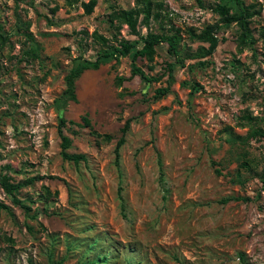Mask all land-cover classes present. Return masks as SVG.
Here are the masks:
<instances>
[{"label": "rangeland", "instance_id": "374dc122", "mask_svg": "<svg viewBox=\"0 0 264 264\" xmlns=\"http://www.w3.org/2000/svg\"><path fill=\"white\" fill-rule=\"evenodd\" d=\"M83 1L0 0L8 37L0 39V172L17 181L36 176L18 194L21 204L0 185V201L9 206L0 209V264H264V134L250 136L264 129V0H241L253 15L229 26L214 7L238 8L236 0H161L168 17L146 26L141 15L140 35L124 24L117 36L138 48L148 31L177 28L184 64L169 75L167 61L175 58L162 43L153 69L147 58L136 61L161 80L134 76L117 87L116 75L131 76L132 58L108 59L77 79L72 101L62 97L65 75L96 58L93 32L113 38L109 13L136 4L97 0L87 14ZM215 23L217 49L197 56L209 43L191 32ZM242 26L249 41L243 47ZM168 85L169 93L154 97ZM247 111L254 121L240 119ZM85 114L92 127L69 122ZM63 116L69 150L87 161L62 157ZM244 160L258 172L242 167ZM47 189L58 195L48 198Z\"/></svg>", "mask_w": 264, "mask_h": 264}, {"label": "trees", "instance_id": "16d2710c", "mask_svg": "<svg viewBox=\"0 0 264 264\" xmlns=\"http://www.w3.org/2000/svg\"><path fill=\"white\" fill-rule=\"evenodd\" d=\"M238 4V8H234L228 2H219L214 7V10L219 13L221 16V21L223 24L229 26L234 22L245 23L249 17L253 15L251 7H245L240 5L241 0H236ZM97 0H89L88 2H82V5L87 14H91L94 11L95 6L97 5ZM158 9V11H155ZM165 10L164 2L161 0H136V4L131 8H114L109 13V22L111 26L115 29L116 33L113 35V38H108L97 31L93 32L94 40L100 44V48L98 50L96 58L92 59H84L80 61L77 65L73 66L65 75V83L66 87L62 93V97L66 100L78 101L77 93H76V81L77 79L88 69H98L106 60L115 59L117 63L120 62L121 57L123 56H131L132 58V69L131 76L126 77L123 75H116L114 83L117 87H121L124 81L130 79L134 76H139L141 79L147 82L159 81L162 78L161 75H150L146 72L141 66H139L136 61L138 58H147L149 62V68H154V60L156 55L158 54V48L162 45V43H168L169 47L173 53L175 58L174 61H167V71L169 75H172L174 72L175 64L177 62L184 64V57H182L180 52V30L174 29L172 33L165 32H155L148 31V33L141 38L143 40V44L141 47L136 48V45L130 39H126L125 37L119 38L117 34L120 33L121 28L124 24L128 25L131 33L140 35V30L138 29L139 20L141 15L143 18L141 23L143 25L149 26L150 20L153 18L159 19L161 17H168L163 12ZM220 28L219 23L208 24L201 32H191L192 37L195 40L208 42L209 46L206 48L204 46H200L196 51L197 56H208L212 55L217 49L220 43V37L218 36L217 31ZM248 34L246 30L242 26V30L239 32V45L241 47L249 44L247 39ZM7 35L3 33V27L0 25V39L5 42L7 40ZM29 38L31 41H34V38L31 33H29ZM117 42V43H115ZM28 52L32 54H37V50L35 47H30ZM170 92V86L159 87L156 89L155 98L162 97ZM240 119L247 122H252L256 119V116L251 112L247 111L243 115L240 116ZM241 121V124H243ZM72 124H77L81 127H92V121L88 114L83 115L82 122H76L74 120L69 121ZM131 120L128 119L125 125L122 128V135L117 141L116 145V157L117 160L120 159L121 156V147L126 142V133L130 128ZM67 125V119L63 116L60 118L58 131L61 138V155L65 160L73 161L76 164H79L81 161H87V155L85 153H77L71 152L69 149L72 146L73 139L70 135L64 132V128ZM97 137H101L104 140H111L112 135L108 133H99L94 131ZM264 129L261 127L253 129L250 133V136L263 135ZM252 161L244 160L241 163V166L250 171H256L255 166ZM258 172V171H256ZM262 175V180L264 182V169ZM36 179L35 177L26 178L23 180H15L11 175L7 173L0 172V185L4 189V191L11 195L13 201L15 203L21 204V199L18 197L21 189L29 184H32ZM53 194L58 195V190L54 193L51 192L50 189L46 190V196L49 198ZM9 209V206L4 202L0 201V209ZM4 240L7 242L13 243V237L3 234Z\"/></svg>", "mask_w": 264, "mask_h": 264}]
</instances>
